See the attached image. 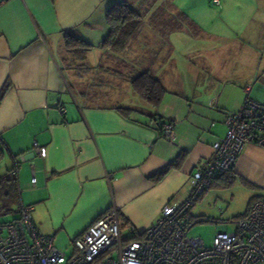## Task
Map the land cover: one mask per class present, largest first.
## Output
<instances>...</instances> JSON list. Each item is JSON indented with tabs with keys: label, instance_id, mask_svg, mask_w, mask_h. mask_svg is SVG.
I'll list each match as a JSON object with an SVG mask.
<instances>
[{
	"label": "crops",
	"instance_id": "crops-1",
	"mask_svg": "<svg viewBox=\"0 0 264 264\" xmlns=\"http://www.w3.org/2000/svg\"><path fill=\"white\" fill-rule=\"evenodd\" d=\"M119 1L142 14V25L124 48L103 47L105 12ZM229 17V33H220L171 1L0 0V165L9 161L3 174L15 176L19 197L30 191L25 206L41 235L71 246L116 207L126 237L129 227L143 232L166 203L187 197L190 176L225 135L226 114L246 96L264 103V0H229ZM66 34L93 46L69 50ZM139 71L167 90L157 107L132 89L129 78ZM129 87L146 106L122 98ZM157 119L173 124L174 140L161 135ZM226 189L230 200L237 193L247 199L235 218L264 196V149L246 145L185 222Z\"/></svg>",
	"mask_w": 264,
	"mask_h": 264
},
{
	"label": "built area",
	"instance_id": "built-area-1",
	"mask_svg": "<svg viewBox=\"0 0 264 264\" xmlns=\"http://www.w3.org/2000/svg\"><path fill=\"white\" fill-rule=\"evenodd\" d=\"M224 123L225 135L213 142L212 157L190 176V193L179 204L166 203L143 232L129 227L125 237L119 210L111 207L72 240L67 255L37 231L32 207L20 205L15 219L0 221V264H264V196L233 219L229 230L216 231L209 246L188 235L192 223L185 215L214 179L234 166L246 145L264 149V103L246 96ZM160 126L161 135L174 140L173 124ZM34 151L44 156L46 147L35 142Z\"/></svg>",
	"mask_w": 264,
	"mask_h": 264
},
{
	"label": "rangeland",
	"instance_id": "rangeland-1",
	"mask_svg": "<svg viewBox=\"0 0 264 264\" xmlns=\"http://www.w3.org/2000/svg\"><path fill=\"white\" fill-rule=\"evenodd\" d=\"M164 1L173 2V4L181 9V11H184L189 17H192L196 21L202 23V25L206 28H209V30L213 29L215 31L218 30L220 33H229V21L232 22V19L229 17V0H218V4L214 3L215 0ZM141 10L145 13L143 5ZM224 43L223 41H215L212 44L218 48H225L227 47V43H225L226 45H224ZM100 56V53H96L94 55V57L96 58L95 61H97ZM176 58L180 59L181 56L176 55ZM127 95L128 96H123L122 98H129L133 102L138 103H132L131 106L139 108L138 105L142 104L140 103L141 99L132 94L130 87L128 89ZM143 106L146 105L142 104V107ZM9 166V161L4 160L2 165H0V175H2L7 169H9ZM27 192L30 191L23 190L21 196L19 197L15 195L14 190H12L10 186L6 189L5 187L0 189V221H11L18 216V202L21 201L22 204L25 205ZM201 201L202 200H200L198 204H202ZM246 205L247 199L245 198V196L237 193L234 195V198L230 200L229 189L224 190L220 198H214L211 200V202H208V207L205 206L204 209H198L201 205H197L194 208L193 212H191V215H193V217H190L191 220H189L192 225L188 230V235L191 237L201 238L203 242L207 246H209L216 231L223 229L224 226L229 230L231 228V221L246 209ZM3 206L15 211L5 213L4 210L1 209ZM57 247L64 251L67 255L72 252V248L64 243H57Z\"/></svg>",
	"mask_w": 264,
	"mask_h": 264
},
{
	"label": "trees",
	"instance_id": "trees-1",
	"mask_svg": "<svg viewBox=\"0 0 264 264\" xmlns=\"http://www.w3.org/2000/svg\"><path fill=\"white\" fill-rule=\"evenodd\" d=\"M183 18L188 20L187 16L185 15L183 16ZM105 20L109 27V31L105 38L101 41V46L124 48L127 45L128 41L136 35L137 31L141 27L142 14L138 10L130 6L127 2L119 1L113 3L108 7L105 12ZM64 40L66 48L72 51L80 50L86 52L93 46L91 43H88L71 34H66L64 36ZM129 81L132 89L153 107H157L160 104L164 94L167 91L162 82L149 71L136 72L130 76ZM2 93L3 90L1 91L0 96L2 95ZM118 109L123 114H126V112L130 111V108L126 107H119ZM163 122L171 123L170 121H162L157 119L156 126L158 131H161L160 125ZM2 154L3 151L0 150V160L2 158ZM180 159L181 157H179L178 162L180 161ZM232 168L227 171H232ZM231 179V177H228L226 185H230L232 183ZM15 181V176L11 173L10 170H8L5 174L0 175V189H2L3 187H5L6 189L10 186L11 189L14 190L15 195L18 196L19 193ZM246 184L250 185L248 183ZM1 209H3L5 213L15 211L4 206ZM17 211L19 212V208ZM123 226L124 224H122V227Z\"/></svg>",
	"mask_w": 264,
	"mask_h": 264
}]
</instances>
